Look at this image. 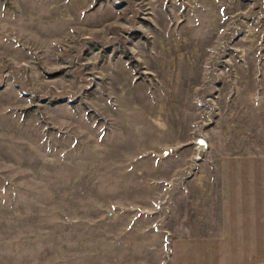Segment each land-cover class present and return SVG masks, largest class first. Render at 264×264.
Instances as JSON below:
<instances>
[{
  "label": "rangeland",
  "instance_id": "rangeland-1",
  "mask_svg": "<svg viewBox=\"0 0 264 264\" xmlns=\"http://www.w3.org/2000/svg\"><path fill=\"white\" fill-rule=\"evenodd\" d=\"M0 264H264V0H0Z\"/></svg>",
  "mask_w": 264,
  "mask_h": 264
},
{
  "label": "water",
  "instance_id": "water-1",
  "mask_svg": "<svg viewBox=\"0 0 264 264\" xmlns=\"http://www.w3.org/2000/svg\"><path fill=\"white\" fill-rule=\"evenodd\" d=\"M197 144L201 146V148L205 147V141L202 138L197 139Z\"/></svg>",
  "mask_w": 264,
  "mask_h": 264
}]
</instances>
